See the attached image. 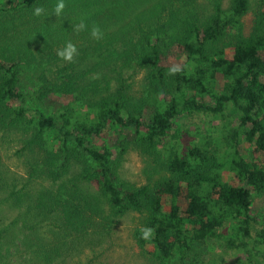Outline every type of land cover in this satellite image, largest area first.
<instances>
[{
	"label": "trees",
	"instance_id": "trees-1",
	"mask_svg": "<svg viewBox=\"0 0 264 264\" xmlns=\"http://www.w3.org/2000/svg\"><path fill=\"white\" fill-rule=\"evenodd\" d=\"M63 2L59 15L58 0L0 9V132L23 135L30 179L60 183L51 205L44 193L39 205L85 230L103 209L80 189L89 182L115 214L141 216L133 239L158 264H222L208 257L215 246L242 255L230 264H264V230L253 236L251 210L252 192L264 194V0L252 20L250 0ZM69 42L76 54L65 61L57 52ZM93 43L113 56L112 90L80 68ZM137 68L139 89L123 77ZM27 70L33 80L23 91ZM228 107L237 125L182 151L179 119ZM132 149L157 166L138 185L115 171Z\"/></svg>",
	"mask_w": 264,
	"mask_h": 264
},
{
	"label": "rangeland",
	"instance_id": "rangeland-1",
	"mask_svg": "<svg viewBox=\"0 0 264 264\" xmlns=\"http://www.w3.org/2000/svg\"><path fill=\"white\" fill-rule=\"evenodd\" d=\"M17 2L19 0H0V9L6 11ZM226 2L224 0V4ZM256 2L250 0L246 20L253 19ZM94 46L95 43L91 44V48L88 47L84 53L80 68L90 70L88 81L101 79L100 85L107 84L106 87L112 90L116 85L113 56L107 52L94 51ZM27 72L22 78L23 91L31 87L28 82L33 80L31 73ZM123 77L130 78L132 87L139 89L144 72L138 68L129 69L123 72ZM236 118L234 110L228 107L218 117L192 114L179 119L182 151L199 139L210 141L208 136L219 142V129L226 123V129L237 125ZM108 138L109 135L103 137L104 140ZM23 139L19 132H0V264H158L142 253L133 239V232L140 226L141 216L135 212L115 214L92 183L83 182L79 184L80 189L85 195L91 196L94 203L102 202L103 209L85 230L67 229L53 208L40 206L38 195L44 193V201L51 205V197L49 201L47 198L56 192L60 183L28 177L26 168L33 160L20 152ZM156 168L150 156L147 158L135 149L129 150L115 164L119 180L135 185L145 183L147 176L148 179L155 177ZM251 210L257 221L252 232L255 237V233L264 230V194L252 192ZM211 254L208 257L212 262L222 264L233 263L237 256H242L218 246Z\"/></svg>",
	"mask_w": 264,
	"mask_h": 264
},
{
	"label": "clouds",
	"instance_id": "clouds-1",
	"mask_svg": "<svg viewBox=\"0 0 264 264\" xmlns=\"http://www.w3.org/2000/svg\"><path fill=\"white\" fill-rule=\"evenodd\" d=\"M64 7H65V5H64L63 0H58V3L56 4V7L54 9L55 14L56 15L61 14ZM43 12H44V9L41 7H37L34 9V15H36V16H40ZM85 28H86V25L83 22H81L77 26V31H83ZM91 35H92V37L97 38V39H99L101 37V33H100L99 29H97V28L92 29ZM75 54H76V48L70 42L63 49H61L57 52L58 57H60L62 60H65V61H71ZM173 71H175V69ZM148 234H149L148 231H146L145 237H147Z\"/></svg>",
	"mask_w": 264,
	"mask_h": 264
}]
</instances>
